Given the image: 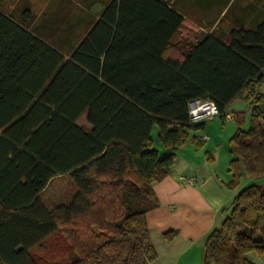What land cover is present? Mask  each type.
<instances>
[{
    "label": "trees",
    "instance_id": "trees-1",
    "mask_svg": "<svg viewBox=\"0 0 264 264\" xmlns=\"http://www.w3.org/2000/svg\"><path fill=\"white\" fill-rule=\"evenodd\" d=\"M236 1H94L77 42L34 26L29 6L20 17L0 8V264H38L29 250L56 234L69 254L64 264L156 260L147 224L160 204L153 186L171 173L177 151L197 140L190 131L208 122L190 121L195 99L215 101L224 116L245 93L250 126H242L246 112L234 113L227 185L236 188L244 174L264 177V9L249 4L223 28ZM191 5L217 8L209 28L218 23L188 42L183 59L169 58ZM64 25L70 33L68 18ZM84 113L87 127L77 123ZM155 125L171 150L164 157L151 135ZM56 177L54 199L52 187L42 191ZM110 205L126 209L112 219ZM252 251L264 260L257 184L241 190L209 234L205 264H255Z\"/></svg>",
    "mask_w": 264,
    "mask_h": 264
},
{
    "label": "crops",
    "instance_id": "crops-1",
    "mask_svg": "<svg viewBox=\"0 0 264 264\" xmlns=\"http://www.w3.org/2000/svg\"><path fill=\"white\" fill-rule=\"evenodd\" d=\"M185 17L183 26L192 28L195 35L191 38L190 31L185 41L179 38L178 40L182 42L173 44L168 49L169 58L183 59L182 53L188 47V42L211 33L218 23L217 20L209 28L212 19L206 14L199 15L195 18L197 20H192L187 15ZM188 19L196 26L187 25ZM180 32L177 33L176 38ZM238 98L246 100L245 93L230 102L228 107ZM246 101L251 113V101ZM227 113L234 114L230 111ZM223 118L225 121L234 119L233 116L228 118L225 115ZM209 121L202 128L201 134H198L199 141H188L179 150L171 173L163 180L154 183L153 187L160 204L147 213V224L158 257L150 264H205L207 238L215 228L221 226L235 197L251 184H257L264 190V177L254 180L246 174L242 176L236 188L228 187L227 184L233 177V172L229 168L232 159L231 150L234 145L232 141H219L220 135L216 126L209 124ZM77 123L87 127V113H84ZM158 131L159 128L155 125L151 133L154 145L158 138L156 134ZM204 135H208L209 138L202 139ZM190 177H194L195 182L185 180ZM58 178H54L42 194L48 192ZM226 209L227 212H225ZM168 231L175 232L172 240L165 237ZM36 247L38 245L34 248ZM34 248L29 250V254L40 264L34 254ZM247 256L255 264H264V260L254 251L249 252Z\"/></svg>",
    "mask_w": 264,
    "mask_h": 264
},
{
    "label": "rangeland",
    "instance_id": "rangeland-1",
    "mask_svg": "<svg viewBox=\"0 0 264 264\" xmlns=\"http://www.w3.org/2000/svg\"><path fill=\"white\" fill-rule=\"evenodd\" d=\"M94 1H107V0H0V8L6 12H11L15 16L20 17L23 10L29 6L34 14L33 19V25L34 26H42L45 25V28H43V31L45 33H54L56 37L59 39H64L65 36H71L74 38V41L77 42L86 32L87 26H88V19L91 17V9L90 5L93 7H96L97 4H94ZM256 3V9L263 8L264 9V0H261L257 2V0H237L234 8L230 10L228 13H226V18H224V22L222 23V26L227 28L228 25L231 23V21L234 19L235 15H242L243 8L249 4ZM239 4V7L237 6ZM189 7V6H188ZM250 12H255L249 10ZM226 10H224L221 15H224ZM209 15L211 14L217 15L218 9H202L199 7L190 6L188 8L187 16L192 18V20H197L195 18H198L199 15ZM66 17L69 19V22L72 24V30H70V33H66L64 31V24L66 23V18L63 21V18ZM253 17V13H250V18ZM53 18L54 21L58 20L56 23L59 25L58 28L57 24H51L47 23V19ZM62 19V21H61ZM64 22V23H63ZM187 25L196 26L195 23L188 19ZM197 28L198 25H197ZM191 31V38L194 37L195 32L188 26H183L180 34L176 38V41L180 38L183 41H185V37L189 35ZM190 40V38H188ZM184 43V42H183ZM261 92L264 93V83L261 85ZM262 109H264V103L261 104ZM230 112L236 113V112H246L247 114V122L246 124H242L244 128H248L250 126V107L247 103V101L243 98L236 99L229 107L228 110ZM234 115V114H233ZM83 119V118H82ZM83 121V120H82ZM81 121V122H82ZM84 123V122H82ZM212 123V126H216V130L218 132V135H220L219 141H232V137L235 134L238 123L235 119L225 121L223 116H217L215 117V120H210L209 124ZM227 126V127H226ZM233 127L235 129H233ZM225 128V129H224ZM202 128L198 129H192L191 137H198V134H201ZM159 138V131L156 133ZM157 138V141H155V147L159 150L160 156L164 157L168 155L171 150L169 148H166L162 145L161 141ZM189 141H199V139H191ZM179 150L177 151L178 155ZM58 182V181H57ZM57 182L54 181V184L51 186V190L54 194V199L56 196L55 192H57L55 189L58 186ZM112 196V195H111ZM126 209V207H125ZM124 207L122 205L119 206H112L110 205L109 208V215L110 218H116L119 214L125 211ZM34 254L37 256L40 264H64L65 262H68V255L64 254V248L62 245V239L61 237L56 234L51 237H49L47 240H45L40 246L34 248Z\"/></svg>",
    "mask_w": 264,
    "mask_h": 264
},
{
    "label": "built area",
    "instance_id": "built-area-1",
    "mask_svg": "<svg viewBox=\"0 0 264 264\" xmlns=\"http://www.w3.org/2000/svg\"><path fill=\"white\" fill-rule=\"evenodd\" d=\"M217 116H221V111L217 103L210 99H195L190 102V121L192 123H201L209 121ZM226 117L231 118L233 115L230 113L225 114ZM208 135H204L202 139H208ZM188 182H195L194 177L185 178Z\"/></svg>",
    "mask_w": 264,
    "mask_h": 264
}]
</instances>
